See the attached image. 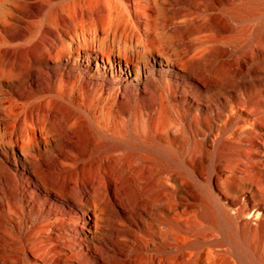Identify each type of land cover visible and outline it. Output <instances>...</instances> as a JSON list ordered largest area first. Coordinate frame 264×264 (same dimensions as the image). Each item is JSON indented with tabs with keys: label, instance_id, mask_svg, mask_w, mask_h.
Here are the masks:
<instances>
[{
	"label": "bare ground",
	"instance_id": "1",
	"mask_svg": "<svg viewBox=\"0 0 264 264\" xmlns=\"http://www.w3.org/2000/svg\"><path fill=\"white\" fill-rule=\"evenodd\" d=\"M259 36L264 0H0V264H264Z\"/></svg>",
	"mask_w": 264,
	"mask_h": 264
},
{
	"label": "rangeland",
	"instance_id": "2",
	"mask_svg": "<svg viewBox=\"0 0 264 264\" xmlns=\"http://www.w3.org/2000/svg\"><path fill=\"white\" fill-rule=\"evenodd\" d=\"M226 3L232 2V1H237V0H223ZM251 23V22H249ZM246 24L241 23L239 24L244 25ZM260 38H264L263 36H259ZM262 41L260 39H254L251 42V45L247 48H244L243 46L238 47L235 50V58H236V62H232V68H239L240 65H243V63H245V60H249L250 55H251V48L255 47L258 44H261ZM244 61V62H243ZM238 90H240L242 93H246V94H250L251 97H257L259 95V93H261V90L264 88V75H257L254 76V79L251 81H247V80H243L240 81L236 87ZM261 159L264 158L263 156L260 157ZM208 159L204 158L203 162L201 165L197 166L196 171L200 176H204L205 173L207 172V167H208ZM215 189H214V194L217 196V200L219 201V203L221 205L224 204V201L221 199L222 196V192L220 191V189L217 187V185H214ZM186 190L190 193L191 199L198 204L199 206L201 204H203V201L206 200V196L200 191V189L193 183H189L186 186ZM194 197V198H193ZM202 197V198H201ZM230 210V209H229Z\"/></svg>",
	"mask_w": 264,
	"mask_h": 264
}]
</instances>
